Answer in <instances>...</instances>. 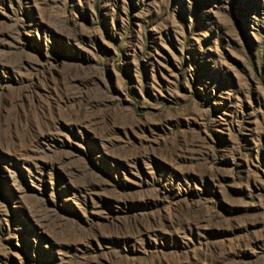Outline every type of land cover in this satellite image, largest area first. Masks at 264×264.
Instances as JSON below:
<instances>
[{
    "label": "rangeland",
    "instance_id": "obj_1",
    "mask_svg": "<svg viewBox=\"0 0 264 264\" xmlns=\"http://www.w3.org/2000/svg\"><path fill=\"white\" fill-rule=\"evenodd\" d=\"M0 264H264V0H0Z\"/></svg>",
    "mask_w": 264,
    "mask_h": 264
}]
</instances>
